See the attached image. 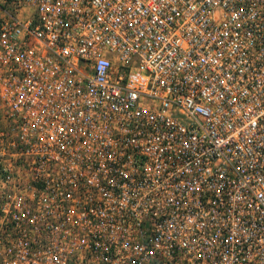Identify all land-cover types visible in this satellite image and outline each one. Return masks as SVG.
<instances>
[{
	"label": "built area",
	"instance_id": "2783aa9c",
	"mask_svg": "<svg viewBox=\"0 0 264 264\" xmlns=\"http://www.w3.org/2000/svg\"><path fill=\"white\" fill-rule=\"evenodd\" d=\"M0 264H264V0H0Z\"/></svg>",
	"mask_w": 264,
	"mask_h": 264
}]
</instances>
